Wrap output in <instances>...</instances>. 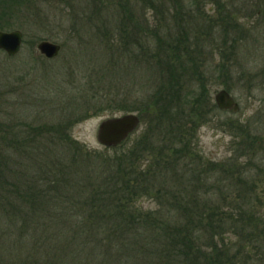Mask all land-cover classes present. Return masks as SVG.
<instances>
[{
    "label": "rangeland",
    "instance_id": "rangeland-1",
    "mask_svg": "<svg viewBox=\"0 0 264 264\" xmlns=\"http://www.w3.org/2000/svg\"><path fill=\"white\" fill-rule=\"evenodd\" d=\"M178 1L181 8L168 4L161 13L164 0H0V31L23 35L17 55L0 50V139H6L0 140L5 158L0 157L5 173L0 179V264H48L50 255L38 248L46 238L61 243L67 264H191L197 253H210L209 223L197 226V220L212 213L215 201L236 198L233 188L216 189L212 198L207 192L213 183L217 187L229 180L227 161L238 139L226 121L255 117L264 96L241 89V75L257 71L264 61V28L256 25V0H201L198 6L194 0ZM178 38L180 55L185 50L191 57L187 63L175 53ZM41 41L59 44V55H40L36 45ZM160 59L167 63L162 76ZM169 67L185 76L183 111L177 114L183 141L176 147L167 136L173 123H157L152 106L156 90L163 82L169 85ZM225 85L241 111H219L208 122L206 106L204 122L193 130L192 102L214 103ZM132 108H140V114ZM127 114L150 117L141 119L120 146H101L99 124ZM250 123L251 132L264 133V121ZM17 133V139L26 140L20 153L12 149ZM154 146H161L163 155L153 152ZM252 174L246 173L245 180ZM28 188L35 198L26 197ZM262 192L249 194L245 208L255 205ZM200 193L206 199L201 203ZM116 207L135 218L131 252L130 245L114 240ZM190 218L195 224L185 229ZM178 226L183 242L194 246L188 252L181 247L183 256L175 255L176 247L168 244L173 237L166 235ZM6 247L11 257L2 250Z\"/></svg>",
    "mask_w": 264,
    "mask_h": 264
},
{
    "label": "flooded vegetation",
    "instance_id": "flooded-vegetation-1",
    "mask_svg": "<svg viewBox=\"0 0 264 264\" xmlns=\"http://www.w3.org/2000/svg\"><path fill=\"white\" fill-rule=\"evenodd\" d=\"M200 2L201 0H194V4H197V6L200 5ZM254 5H256V8L254 7V16L258 17V21L255 23L257 26L264 28V0H256L254 1ZM261 49L264 50V48ZM241 80H245V85L241 88L242 91L264 94V61L257 71L241 75ZM220 91H224L231 99V105L228 108H220L217 105L216 94ZM207 103L198 102L197 105L193 106V130L199 129L202 124L200 122H204L201 118H204V108L206 106L208 122L215 118V114L219 111L232 114H237L241 111V104L232 96L229 85H225L224 89L215 93L214 103H208V105ZM249 105L252 104L249 103ZM263 110L264 96L258 99V106L254 110L255 117L245 119V121H242V119H228L226 121L229 132L238 139L233 154L227 161L230 163V166L228 165L226 168V174L229 180L218 183L217 187L213 183V190L209 188L207 195L212 198V196L215 197L214 190L216 189L233 188L236 192V198L231 199V204L229 202L225 203L226 199H224V202H222L225 203L224 206L222 203L217 205V201H215L214 206L211 207L212 213L209 212L205 216L209 222L205 221V217L202 220H197V226L205 227L209 223V229L207 231H209L210 237V241L208 240L210 253H197L198 262L196 264H264L263 192L258 193L260 195H255L257 197L255 200L257 202L254 203L255 205H250L247 209L245 208V205L248 204L249 194L253 195L252 192L256 193V190L264 189V166L260 165L264 162V133L251 132L250 129V122L263 123ZM180 121L182 123H179V126L182 127L184 122L183 120ZM242 122L245 123L242 124ZM178 135V142L180 143L183 141V130L181 128ZM198 165V162H196L195 169L198 168L197 171L200 169ZM246 173H253V178L249 182L245 180ZM231 174H233L232 177L230 176ZM204 195L205 193L198 195L199 198L197 199L199 203H201V200H206ZM232 234L236 239L231 240L227 238ZM204 253L205 256H203Z\"/></svg>",
    "mask_w": 264,
    "mask_h": 264
},
{
    "label": "trees",
    "instance_id": "trees-1",
    "mask_svg": "<svg viewBox=\"0 0 264 264\" xmlns=\"http://www.w3.org/2000/svg\"><path fill=\"white\" fill-rule=\"evenodd\" d=\"M168 4H171V7L173 9L181 8L180 2L178 0H164V3L162 4V6L158 8V11H160L162 13L163 10H164V8H165V6H167ZM163 5H164V7H163ZM133 38H134V36H133ZM174 38H176V37H174ZM193 43L189 42L190 45H192ZM173 44L174 45H177L174 48L175 49V53L178 52L177 55L179 56V58H183V62L187 63V61H189V59L191 60V57L188 56V53H185V50H184V53L181 52L182 55H180L179 50H180V45L181 44H179V38L177 40V43L176 44L173 43ZM166 45L168 46V44H165L164 46L166 47ZM139 46L143 50L145 49V47L142 46L141 44ZM159 49L162 50V47L160 45H159ZM161 60L162 59H160L159 60V63L157 64V67L160 68L157 71H161L160 76L164 75L165 72H164V69L163 68L164 67L166 68V66H167V63L165 61H163V60L161 62ZM165 60H167V59H165ZM168 61H169L170 64H172L171 63V59H168L167 62ZM179 62H180V60H179ZM163 64H164V66H163ZM172 68L173 69H176L175 66H172ZM162 69H163V71H162ZM173 69H171L170 67L167 68V70H168L167 73H169V74L166 75L165 79H167L169 85H166V83L163 82L162 83L163 85H161V87H160L161 88V91L160 90L158 91V89L156 90V93L154 95V99H153L154 101H153V105L152 106L154 108L153 111H155V110L158 111L157 112L158 115H155L156 116L155 119H156L157 123H160L161 120L165 121V123H169V122H172L173 123V126H172L173 130L167 129V136L170 139V141L172 143V146L173 147H176L177 144H178V140H179L178 132L180 131V128L178 127V121L179 120H178V115L177 114H178V110L180 109L181 103H184L183 96H181L180 94L184 93V92H182L181 87L183 85L182 82H184V77L185 76H183L181 73H179L176 70L173 73V71H172ZM175 73H176V75H174ZM171 82H175V85H172ZM178 84H180L179 87H178ZM179 103H180V105H179ZM197 103L198 102L196 100L193 101L192 102V106L197 105ZM122 110H124V109H122ZM140 110H141L140 108H137V109L136 108H132L131 109V112H133V111L139 112ZM180 110H182V109H180ZM126 111H128V110H126ZM139 114H140V112H139ZM145 116L146 115H143V116L141 115L140 118L142 120L145 119L147 121L150 116L148 118H146ZM171 117H173V118L176 117V118H175V120H173V118H171ZM155 119H153V121ZM174 122H175V124H174ZM151 125H153V124H151ZM146 131H147V129H146ZM148 131H149V128H148ZM19 134L20 133H17V135H19ZM147 134L148 133L146 132V135L145 136H147ZM17 135H13L15 137H12V139H11L12 142L14 143L12 149L15 150V153H20L23 149H25V146L24 145L26 143H24V142L26 140L25 139H17L16 137H20V135L19 136H17ZM0 140L4 141L6 139L1 138ZM173 140H174V143H173ZM147 141H148V144L150 142L149 140L146 139L145 140L146 146H147ZM138 142L141 144L142 143V139H138ZM1 143H3V142H1ZM178 148H179V146H178ZM153 152H157L158 154H161V146H159L157 148L154 146L153 147ZM177 152L180 153V149H178ZM131 155H133V152L132 151H131ZM161 155H163V154H161ZM0 157H3V156H0ZM3 159H5V158L3 157ZM5 165H7V164H5ZM4 174H5L4 172H2V173L0 172V179L2 181H3V178H4ZM13 179L16 181L15 178H13ZM135 180L138 181V179H135ZM132 182L134 183V180H132ZM135 184H136V181H135ZM0 185L3 187V183L2 182H1ZM28 189H29V194H26L25 193L26 194V197H30L32 199V196H33L35 198L37 196V194L31 193V188H28ZM118 192H120V191H118ZM133 192H134V190H133ZM123 193H125V192L123 191ZM21 194L24 196L23 192ZM1 198L2 197H1V194H0V202L2 204V199ZM32 207L34 209V213H36L37 212V206L35 204H33ZM123 210L124 209H118V207H116V211H118L119 213H117V215L114 214V217L115 218L114 217L111 218L112 219L111 227H113L111 231H112L113 234H116V236L118 237V238L114 239L115 242L116 241L117 242L120 241V244L119 245L121 247H128L132 243L133 239L135 238V237H133L134 235L132 234L133 233V231H132L133 230L132 224L135 222V218H132V216L129 215L130 213H128V214L127 213H124ZM127 215H129L131 217L127 218ZM97 216H98V219L101 220L100 216L99 215H97ZM111 216H113V215H111ZM121 216H124L125 218L119 219L118 217H121ZM116 218H117V220H116ZM140 218L142 219V217L139 216L137 218L138 220H136V221H139ZM19 221L22 223L24 221V218H19ZM38 221H41V220H38ZM186 222H187V224L185 225V229H187V227L189 228V227H191V226H193L195 224V221L193 219L191 220V218L190 219H187ZM27 223H28V221H27ZM179 226H178V229H176L177 227L174 228L173 234H168L167 233L166 235H168L170 237L171 236L173 237L172 241L168 242V244L170 245V243H171L172 246H173V249L176 247L175 255L178 256V254H181L183 256L184 255L183 253L185 252V250L184 251H181V249H182L181 247L186 248V250H187L186 252H188L191 249L193 250L194 249V246H192L190 244V242H187V243H184L183 242V237H181V235L184 234V233L180 231ZM175 229H176L177 232L175 231ZM130 235H131V238L129 237ZM46 240H47V238L44 240L43 245H41L40 247L38 245V248H39V250L45 251L46 254L50 255V256H47V260H48L47 263L48 264H67V263L64 262L65 261V257L67 256V254H64L63 255L64 251L61 249L62 248L61 243H57L55 241L53 243H51L50 241H46ZM146 240H145V244H143V246L144 245L146 246L148 244ZM14 246H17L19 248L21 245L16 242V243H14ZM109 248H111V246H109ZM7 249H8V247L3 248L2 250H6V254L8 256H10L11 255V251L10 250L7 251ZM45 249H47V250H45ZM129 249H130L129 251L131 252V245H130V248ZM126 254L128 256V259H130L131 258V254H129V253H126ZM198 254H201V253H198ZM203 256H205V253L203 254ZM197 257H198V255H196L194 257V261L191 264H194L195 263V261L197 260ZM185 261H187V260H185ZM24 262L27 264L26 261H24ZM69 262H70V264H74V261H72V262L69 261ZM69 262H68V264H69ZM125 264H127V263H125ZM130 264H131V262H130Z\"/></svg>",
    "mask_w": 264,
    "mask_h": 264
},
{
    "label": "water",
    "instance_id": "water-1",
    "mask_svg": "<svg viewBox=\"0 0 264 264\" xmlns=\"http://www.w3.org/2000/svg\"><path fill=\"white\" fill-rule=\"evenodd\" d=\"M22 39L23 35L19 30L0 31V50L8 56H14L20 51ZM37 50L45 58L52 59L58 55L60 46L48 41H41L37 44ZM216 102L220 108H228L231 105V99L224 91L216 94ZM139 123V118L134 114L106 119L98 126L96 140L106 148L117 147L135 131Z\"/></svg>",
    "mask_w": 264,
    "mask_h": 264
}]
</instances>
